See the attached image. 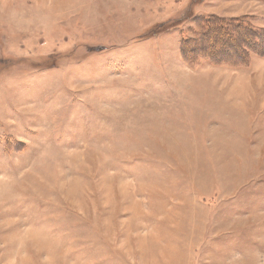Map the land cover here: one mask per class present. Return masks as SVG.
I'll return each instance as SVG.
<instances>
[{"label": "rangeland", "instance_id": "obj_1", "mask_svg": "<svg viewBox=\"0 0 264 264\" xmlns=\"http://www.w3.org/2000/svg\"><path fill=\"white\" fill-rule=\"evenodd\" d=\"M244 25L264 2L0 0V264H264Z\"/></svg>", "mask_w": 264, "mask_h": 264}, {"label": "trees", "instance_id": "obj_2", "mask_svg": "<svg viewBox=\"0 0 264 264\" xmlns=\"http://www.w3.org/2000/svg\"><path fill=\"white\" fill-rule=\"evenodd\" d=\"M260 1L264 2V0H260ZM203 19L204 20H202V21L204 22V27H203L204 28V32H203L202 36L205 38V41L206 40H210L211 41L210 42L211 45H217V44L221 45V43H222V45L225 46L227 44V42H229L228 41L229 40V36H227L226 34H228V32L230 30L228 28H229V26H231V23L227 24V26H226L225 23H224V20L222 18H219V17H216V16L203 17ZM244 27L245 28H243V29H246L244 31L247 33L248 37L255 39L254 46L261 47V44H263L262 42L264 40V38L261 35V32L258 31V30L247 29V25H244ZM243 29H242V31H243ZM248 37H247V39H248ZM246 40L243 43H247ZM182 42H183V45H185V48H186V46L191 44L193 41L190 38H184ZM193 47H195L194 49H196L197 48V44H196V46H193ZM250 50L251 49H245L244 51H246L247 53L250 54V52H249ZM233 54H234V52H233ZM235 54H237V52ZM229 56L231 57L232 55H229ZM250 58L251 57H249L248 60L245 59V62L236 61V60L234 61L233 59H230L229 61L232 62V63H230L231 65L248 64V63H250ZM212 62H214V60H212ZM224 64H229V62L224 63Z\"/></svg>", "mask_w": 264, "mask_h": 264}, {"label": "crops", "instance_id": "obj_3", "mask_svg": "<svg viewBox=\"0 0 264 264\" xmlns=\"http://www.w3.org/2000/svg\"><path fill=\"white\" fill-rule=\"evenodd\" d=\"M258 2L262 3L260 0H258Z\"/></svg>", "mask_w": 264, "mask_h": 264}]
</instances>
